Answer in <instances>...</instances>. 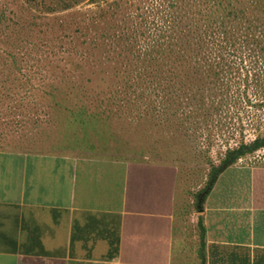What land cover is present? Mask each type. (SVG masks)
I'll return each instance as SVG.
<instances>
[{
  "label": "trees",
  "instance_id": "obj_1",
  "mask_svg": "<svg viewBox=\"0 0 264 264\" xmlns=\"http://www.w3.org/2000/svg\"><path fill=\"white\" fill-rule=\"evenodd\" d=\"M84 2L92 7L77 10ZM18 4L36 11L23 18ZM67 11L57 39L44 34L53 27L51 15ZM24 77L31 85L26 92L38 87L55 99V109L64 105L56 93L97 90L100 100L91 105L107 113L66 104L78 128L103 120L121 123V130L126 121L151 123L157 130L147 138L150 155L153 145L175 138L199 145L211 168L204 199L222 171L264 151V123L256 122L251 140L242 126L233 129L234 113L240 119L241 110H264V0H0V80L13 79L0 88L12 91ZM219 140L226 148L216 164L211 153Z\"/></svg>",
  "mask_w": 264,
  "mask_h": 264
},
{
  "label": "crops",
  "instance_id": "obj_2",
  "mask_svg": "<svg viewBox=\"0 0 264 264\" xmlns=\"http://www.w3.org/2000/svg\"><path fill=\"white\" fill-rule=\"evenodd\" d=\"M105 142L0 147V264H264V169L234 164L202 199L178 165Z\"/></svg>",
  "mask_w": 264,
  "mask_h": 264
},
{
  "label": "rangeland",
  "instance_id": "obj_3",
  "mask_svg": "<svg viewBox=\"0 0 264 264\" xmlns=\"http://www.w3.org/2000/svg\"><path fill=\"white\" fill-rule=\"evenodd\" d=\"M91 7L92 5L90 3L84 2L77 7V10L87 11V9ZM35 8L36 7L33 8L32 12L28 13L27 11H29L30 8L25 9L23 7L22 9L19 4L16 7L19 14L23 18L25 14L32 15L36 11ZM38 13L40 16L44 15L41 10H39ZM65 13L69 15V11L53 13L51 15L52 22L49 21L50 26L53 27L44 34L54 33V39H57V35L61 32L58 28L59 26H57V22H59V18ZM38 20L40 23H43L41 18H38ZM68 30L74 31V28L71 27V29ZM44 34L39 35L45 36ZM53 45L54 50L57 52L58 42L53 40ZM57 76L63 78L62 75ZM26 81L25 77L22 80H17L15 83L16 87H14L12 91L0 88V90L4 91L3 97H0L1 148H23L28 149L29 151L41 152H66L73 150L77 151L76 149L82 150L84 146H90L96 142L100 143V141L104 142L108 139V142L115 141L117 144H107L105 142L106 148L109 151L122 154L124 158H147L153 161H161L178 165L181 171L184 170L182 171V178L185 179L186 175L189 176L190 188L188 187L187 192L191 195L195 194L196 190H194L193 187L197 186L200 181L205 186L211 168L210 164L207 163V159L203 155L199 154L201 150L198 148L199 145L194 144L185 138H175L170 141L163 142V144L156 143V149L155 145H153L154 153H152L153 155H150L148 153L150 150L147 148L152 149V145L150 146V142L147 141V138L149 133L157 130L149 127L151 123L146 122L143 126H134L130 121H126L128 123L125 122L126 128H124V130H121V127L118 128L121 123L117 126L108 125L111 123L108 121L105 122V120L100 121L101 124H95L91 121L89 123H84V126L81 128L75 126V122L71 121L73 117L71 116L70 111L65 108L66 104L69 106H73L77 103L84 104L87 107L96 108L97 110H95V114L107 113L101 107L92 106L94 105V102L100 100V97L96 96L98 93L97 90H92L90 92L91 95H88L86 91L78 92L74 89L72 90V88L69 92L56 93L58 95L56 99L61 101V104L64 105L62 108L56 106L57 109H55L52 107L54 106L55 99L51 96H41L40 91L37 90L38 87L34 89L32 93L26 92V89L24 88L31 86L30 83L25 84ZM11 83H13V79L7 81L2 78L0 80V86L3 85L8 87ZM59 84L60 83L56 81L54 86H58ZM70 85L72 86L73 83ZM85 113L86 112H84V114ZM233 115H235V124L233 129L242 126L241 128L243 129L244 134L247 136L246 140L254 138L253 126L256 122L262 124L264 123V110L255 111L252 108L241 110L240 119L237 114L234 113ZM86 118L89 119V117ZM240 122H242V124H240ZM68 124H71V128H69L70 125ZM94 133H101L102 136H105V134L109 135V133L110 135L103 139L98 138L91 141H81L82 138ZM236 133L238 134L239 132ZM140 134H146V137L144 139H140ZM231 144L235 145L234 142H231ZM161 145L165 146L164 148L166 149L165 153L162 155L157 154L158 146ZM200 146L203 147L204 145L201 144ZM115 148H117V151H115ZM225 148V144L222 143L221 140L214 141L211 156L216 164L220 163V157L223 155L220 152L224 151ZM263 162L264 151H261L255 155H249L246 158L240 159L236 165L256 170L262 169L260 165L263 164ZM196 188H198V186Z\"/></svg>",
  "mask_w": 264,
  "mask_h": 264
}]
</instances>
